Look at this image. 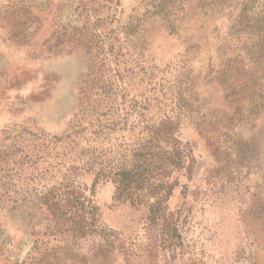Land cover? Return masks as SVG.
Segmentation results:
<instances>
[{
	"label": "rangeland",
	"instance_id": "1",
	"mask_svg": "<svg viewBox=\"0 0 264 264\" xmlns=\"http://www.w3.org/2000/svg\"><path fill=\"white\" fill-rule=\"evenodd\" d=\"M164 122L171 241L92 167ZM70 178L104 230L44 208ZM0 264H264V0H0Z\"/></svg>",
	"mask_w": 264,
	"mask_h": 264
},
{
	"label": "trees",
	"instance_id": "2",
	"mask_svg": "<svg viewBox=\"0 0 264 264\" xmlns=\"http://www.w3.org/2000/svg\"><path fill=\"white\" fill-rule=\"evenodd\" d=\"M175 134L174 125L164 122L161 126H154L146 138L128 150L122 162L108 161L94 163L96 166H92L96 171L94 186L101 180L112 179L117 185L118 199L146 207L148 225L158 227L170 241L180 238L179 218L167 206L168 199L178 186V180H173V174L186 168L191 157L190 151ZM188 169L190 174L192 166ZM87 190V186L76 178H70L61 187L50 188L42 198L46 211L62 221L71 222L81 237L90 230L89 227L96 230L101 227L97 223L98 208H89L91 202L85 195ZM89 214L97 218L94 224L88 223ZM111 238L114 242L120 241L116 232H113ZM121 244L123 248L129 245L124 240Z\"/></svg>",
	"mask_w": 264,
	"mask_h": 264
}]
</instances>
